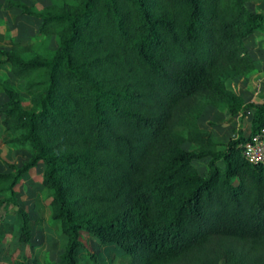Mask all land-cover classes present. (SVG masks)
I'll use <instances>...</instances> for the list:
<instances>
[{
  "label": "trees",
  "instance_id": "1",
  "mask_svg": "<svg viewBox=\"0 0 264 264\" xmlns=\"http://www.w3.org/2000/svg\"><path fill=\"white\" fill-rule=\"evenodd\" d=\"M246 1L73 0L36 11L7 0L57 44L48 57L24 58L19 41L0 49L30 101L0 82L3 144L29 154L0 172L18 242L32 232L15 186L40 165L64 264H78L81 233L121 250L118 264H264V166L241 154L264 136V101L225 85L253 70L245 40L264 31ZM207 105L230 117L249 110L248 133L215 142L198 123ZM203 159L204 176L192 163Z\"/></svg>",
  "mask_w": 264,
  "mask_h": 264
},
{
  "label": "rangeland",
  "instance_id": "2",
  "mask_svg": "<svg viewBox=\"0 0 264 264\" xmlns=\"http://www.w3.org/2000/svg\"><path fill=\"white\" fill-rule=\"evenodd\" d=\"M19 1L36 11L50 3L57 6L73 3V0ZM245 6L252 12L264 14V0H247ZM38 24L39 21L36 18L23 15L19 10L8 7L7 0H0V34L3 35L0 49L9 48L11 41H19L21 44L30 46V52L25 53L24 58L48 57L56 49V37L54 34L38 37ZM245 43L254 61V68L248 74H239L227 79L225 84L227 88H233L241 94L253 95L252 100L260 103L264 101V31L253 32L246 38ZM0 82L7 88L17 91L21 105L29 108V96L25 95L20 82L11 75L7 64H0ZM5 100L6 96L0 89V109ZM249 119V110L244 111L241 116L230 117L224 110L207 106L200 113L198 123L201 127L211 129L215 142L222 144L228 138L234 137L238 129L243 134H247ZM7 137L8 134L4 133L0 124V172L10 170L7 163L18 166L29 156L24 149L7 148L3 144ZM182 147L190 148L187 143H183ZM192 163L200 175L206 174V159ZM41 174V166L37 165L24 174L15 186L18 203L30 216L32 235L29 242L17 241L19 220L15 209L11 206L6 208L0 206V264H64L58 255L63 250L65 238L59 226L50 219V209L47 204L48 191L41 184ZM80 238L84 248L76 250L78 264H118L121 250L116 246L100 245L93 237L82 233ZM89 254L93 255L95 261L89 257Z\"/></svg>",
  "mask_w": 264,
  "mask_h": 264
},
{
  "label": "built area",
  "instance_id": "3",
  "mask_svg": "<svg viewBox=\"0 0 264 264\" xmlns=\"http://www.w3.org/2000/svg\"><path fill=\"white\" fill-rule=\"evenodd\" d=\"M241 154L250 163H258L264 166V136L262 132L248 137L244 142Z\"/></svg>",
  "mask_w": 264,
  "mask_h": 264
},
{
  "label": "crops",
  "instance_id": "4",
  "mask_svg": "<svg viewBox=\"0 0 264 264\" xmlns=\"http://www.w3.org/2000/svg\"><path fill=\"white\" fill-rule=\"evenodd\" d=\"M226 85V84H225ZM227 87V86H226ZM255 87H256V85H255ZM254 87V88H255ZM253 88V89H254ZM229 90H231L232 92H234L235 94H239V96L243 99V101L244 102H252L253 101V103H256L254 100H252L253 99V95H250V94H241L240 92H238V91H236L235 89H233V88H228ZM257 104V103H256ZM207 106H212V105H207ZM207 106H205V107H207ZM204 107V108H205ZM243 135H246V134H243ZM15 190H16V188H15Z\"/></svg>",
  "mask_w": 264,
  "mask_h": 264
}]
</instances>
